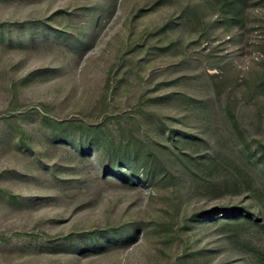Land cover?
<instances>
[{
    "label": "rangeland",
    "instance_id": "374dc122",
    "mask_svg": "<svg viewBox=\"0 0 264 264\" xmlns=\"http://www.w3.org/2000/svg\"><path fill=\"white\" fill-rule=\"evenodd\" d=\"M154 1L0 0V264H255L224 244L209 223L188 221L191 227L184 228L182 219L220 205H245L238 188L250 176L264 199V167L245 159L224 110L235 84L242 96L264 71V29L254 22L260 0H250L243 31L192 46L187 40L201 32L196 21L167 36L145 37L183 6L163 4L135 18ZM135 41L141 48L127 53ZM237 109L247 140H264V100H242ZM104 112L116 138L121 118L124 130L160 149L172 145L173 131V139L189 141L194 156L217 153L223 160L208 184L166 158L181 176L182 239L170 250L160 251L155 239L117 246L79 236L130 223L147 226L174 209L167 192L108 176L102 159L82 151L75 134L62 143L40 121L47 113L96 123ZM252 237L264 246V236ZM188 250L201 254L179 261Z\"/></svg>",
    "mask_w": 264,
    "mask_h": 264
},
{
    "label": "trees",
    "instance_id": "16d2710c",
    "mask_svg": "<svg viewBox=\"0 0 264 264\" xmlns=\"http://www.w3.org/2000/svg\"><path fill=\"white\" fill-rule=\"evenodd\" d=\"M179 2H182L183 6H181L177 17L168 20L159 30L150 32L145 37L158 38L162 34L167 36L169 31H178L180 27L191 25L193 21H196L201 27V32L197 36L188 33V35L195 36L194 40H187L192 46L202 39L205 42L214 41L221 32L231 34L233 31H243L246 27L250 0H155L151 8L140 9L135 18L163 4L174 6ZM255 6L261 10V15L255 18L254 22L260 23L264 29V0H260ZM190 13H193L192 17L189 15ZM154 40L160 41V39ZM171 44H176V41H171ZM140 48V43L135 41L130 44L127 53L137 52ZM261 49L264 51V41L261 44ZM121 60L123 57L120 55L118 61ZM114 73V69L109 73L106 84L107 90L111 88ZM237 88L238 85L235 84L225 98V113L232 131L242 145L241 153L244 154L245 159L254 165L264 167V156H262L264 155V140L255 139L254 142L257 144L254 145L247 140L238 121L237 109V105L242 100L247 104L253 101L260 103L264 100V71L249 81L245 94L242 96L236 94ZM258 113L262 115L260 110ZM104 115V121L94 123L85 119H58L46 113L41 116L40 121L42 126L47 128L62 143L71 142L75 134V137L79 139V147L82 151L98 155L102 159L108 176L120 179L128 185H135L136 181H142L152 191L167 192L172 198L171 203H173L174 209L172 208L173 213L168 219L153 222L147 226L130 223L119 227L82 232L79 236L97 243L105 240L106 244L117 246L127 245L134 238L141 241L155 239L156 247L160 251L170 250L182 239V229L178 228L179 209L177 206L179 199L177 190L181 176L172 170L166 158L169 159L168 157L173 156L181 166V172L184 175L195 181L208 184L213 183L216 179L218 173L216 171L224 167L223 160L217 153L207 156H194L195 153L189 141L182 137L173 139V131L168 132L171 134L172 145L160 149L151 142L136 136L133 130H124L121 127V118L117 120L118 138H116L107 122V112H104ZM261 151L263 152L262 155L260 154ZM253 180V177L250 176L249 179L243 180V185L238 188L239 193L246 197L245 205H220L200 212L191 218L185 217L182 222H184V228L191 227L188 221L200 222L202 225L209 223L208 226L217 230L224 244L231 245L236 250L246 254V257L255 264H264V246L252 243L253 237L250 239L251 235L264 236V199L261 196L260 185ZM67 239L73 240L74 235ZM56 241L57 238L50 240L51 243ZM200 254L199 251L194 250L184 251L179 257V261L186 258L196 259ZM241 261V264H249L247 259ZM184 262L188 261L184 260Z\"/></svg>",
    "mask_w": 264,
    "mask_h": 264
}]
</instances>
